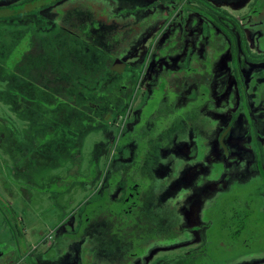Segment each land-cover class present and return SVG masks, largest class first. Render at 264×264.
I'll return each mask as SVG.
<instances>
[{"label":"flooded vegetation","instance_id":"flooded-vegetation-1","mask_svg":"<svg viewBox=\"0 0 264 264\" xmlns=\"http://www.w3.org/2000/svg\"><path fill=\"white\" fill-rule=\"evenodd\" d=\"M22 13L61 20V35L80 46L70 86L94 94L69 100L23 78L24 62L0 63V78L29 85L17 88L34 103L19 110L35 120L36 136L45 135L38 142L62 150L55 142H71L94 124L123 127L135 107V149L111 186L112 201L82 209L66 239L42 228L47 249L35 255L38 264H61L54 258L66 255L93 264L110 253L123 264H264V123L253 112L264 106V0H0V18ZM38 46L33 36L29 51ZM191 101L197 109L180 116ZM188 118L202 138L177 137L173 120ZM62 238L71 244L58 257ZM171 249L180 253L167 257Z\"/></svg>","mask_w":264,"mask_h":264},{"label":"rangeland","instance_id":"rangeland-1","mask_svg":"<svg viewBox=\"0 0 264 264\" xmlns=\"http://www.w3.org/2000/svg\"><path fill=\"white\" fill-rule=\"evenodd\" d=\"M31 16L22 13L0 18V63L10 62L20 66L24 62L25 65L22 63L19 69L25 76L23 78L34 79L55 92L60 91L69 100L79 101V94L83 97L94 95L87 91L73 90L70 86L71 81L78 79V63L75 61H79L80 46L72 44L73 40L67 41L61 35V20L50 16ZM57 21L58 25H52ZM33 36L41 41L42 46L29 51ZM62 44L65 49L60 47ZM31 74L35 78H31ZM251 82L250 86L253 85V79ZM18 86L25 87L26 91L29 89V85L22 80L14 82L0 78V264H38L35 255L47 249L45 243L40 242L43 237L40 232L42 228L48 231L59 229L66 239L68 224L82 209L93 201H112L111 186L118 179L120 170L130 164L128 159L135 149L130 144L135 135L129 133L135 107L123 127L122 121L114 120L105 126L94 124L75 135L71 142H55L62 150H54L47 142H38L45 135L34 134L35 120L29 116V111L27 113L22 108L19 110L22 102L33 105L34 101L19 91ZM81 105L86 107L87 102L81 99ZM198 105V101L184 105L180 108V116L192 108L197 109ZM40 109L43 110V106ZM213 109L214 105L210 104L209 110ZM263 109L264 106H256L253 112L256 113L257 120L262 116L259 122L264 123V113L261 114ZM177 113L178 110L168 111L165 116L172 120ZM197 113L202 116L204 126V119L208 115L201 109ZM209 122L208 127L214 128L215 117L209 116ZM71 125L73 128L74 124ZM172 126L175 127L178 138L189 139L190 132L202 138L200 128L193 125L189 118L184 122L173 120ZM11 139L19 142H11ZM32 139L37 141L20 142ZM251 140L247 138V142ZM11 143L23 145L25 149L21 152L17 147V154L12 155L9 152ZM34 152L44 159L39 156L41 161L35 162L30 158ZM152 155L156 156L157 153L154 151ZM48 158L49 162L46 161ZM149 165L152 168L150 163ZM103 173V185H100L102 178L99 180V176ZM3 221L11 224V232L5 228ZM24 228L26 230L23 233ZM63 238L53 249L58 257L67 254L66 251L70 248L71 243ZM50 240L47 239V242ZM174 253L180 251L171 249L165 255L170 257ZM99 256L103 257L94 260L93 264H123L121 258L114 259L111 253ZM54 261L74 264L67 255L62 262L57 256Z\"/></svg>","mask_w":264,"mask_h":264},{"label":"trees","instance_id":"trees-1","mask_svg":"<svg viewBox=\"0 0 264 264\" xmlns=\"http://www.w3.org/2000/svg\"><path fill=\"white\" fill-rule=\"evenodd\" d=\"M16 146L13 144V143H11L10 144V154H12V155H15V154H17L16 152H15V150H16ZM19 150V149H18ZM3 225L5 226V228H7L8 229V231L9 232H11L12 231V229H13V227L12 226H10L11 224L8 222V221H5V223H4V221H3Z\"/></svg>","mask_w":264,"mask_h":264}]
</instances>
